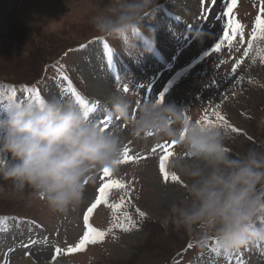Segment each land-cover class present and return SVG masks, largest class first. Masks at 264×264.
Here are the masks:
<instances>
[{
    "label": "rangeland",
    "instance_id": "obj_1",
    "mask_svg": "<svg viewBox=\"0 0 264 264\" xmlns=\"http://www.w3.org/2000/svg\"><path fill=\"white\" fill-rule=\"evenodd\" d=\"M259 4L260 0H237L234 15L245 26L246 41ZM100 7L102 0H0V78L32 81L43 72L45 85L39 89L44 98L74 99L64 91L68 83L60 76L62 69L86 100L104 106L93 115L98 121L108 111L103 103L106 94L122 89L125 83L134 105L163 93L164 102L185 108L196 120L219 104L229 123L241 130L231 132L228 141L234 153L264 145V63L258 56L252 62L255 52L244 57L246 43L232 48L225 45L211 53L222 36L224 22L215 19L221 14L219 3L206 13L209 19L202 20L200 0H158L155 15L142 22L145 29H155L154 45L138 41L141 52L136 60L113 51L111 65L104 42L111 48L117 42L96 34L90 23ZM197 32L199 38L194 35ZM257 43L264 47V42ZM242 58L238 75L244 80L237 83V76L230 73L235 61ZM16 98L28 99L24 87ZM118 123L124 146L128 145L132 154L147 156L138 163L119 165L114 173V178L131 182V202L123 211L132 214L138 227L129 232L113 229L102 242L83 251L62 253L53 261L56 246L67 248L82 235L83 214L101 183V170L88 180L84 203L68 215L51 212L31 189L18 190L11 181L0 179V213L9 216L0 220V264H264V247L217 256L211 250L213 242L199 248L183 229L178 231L171 224L164 227L171 204L185 195L183 180L178 175L182 183H165L158 168L159 152H151L156 143L151 138H133L128 125ZM123 195L112 190L109 199L118 203ZM137 208L146 213L145 218L138 216ZM112 222V210L106 205L99 206L91 218L102 230Z\"/></svg>",
    "mask_w": 264,
    "mask_h": 264
},
{
    "label": "clouds",
    "instance_id": "obj_2",
    "mask_svg": "<svg viewBox=\"0 0 264 264\" xmlns=\"http://www.w3.org/2000/svg\"><path fill=\"white\" fill-rule=\"evenodd\" d=\"M157 4L158 0H102L90 23L96 34L117 42L113 51L136 60L141 52L138 41L154 45L155 29H145L142 22L155 15ZM194 35L199 38L201 33ZM103 103L113 121L110 129L86 115L72 98L4 100L0 179L18 190L31 189L53 213L75 212L84 203L85 181L94 171H118L124 148L118 122H124L133 138L177 141L168 168L182 178L185 195L171 204L164 227L183 229L199 248L215 242L223 255L264 247V145L234 153L228 144L230 129L186 120L185 108L175 103L149 99L134 105L123 89L107 93Z\"/></svg>",
    "mask_w": 264,
    "mask_h": 264
},
{
    "label": "snow or ice",
    "instance_id": "obj_3",
    "mask_svg": "<svg viewBox=\"0 0 264 264\" xmlns=\"http://www.w3.org/2000/svg\"><path fill=\"white\" fill-rule=\"evenodd\" d=\"M218 3L221 5V14L217 15L215 19L217 22L223 21L224 23L222 26V36L211 50V53L221 51L225 45H227L228 48H232L234 46L246 43L247 47L244 49V57H249L250 53L255 52L252 62L255 63L256 56H258L261 63H264V47H260L257 43L264 42V0H260L258 13L255 16L254 24L247 41L245 40V26L234 15V10L237 6V0H200V5L204 9V12L201 13V19L208 20L209 16L206 13H211ZM98 39L102 40L103 38ZM80 47L84 48L85 45L82 44ZM104 49L109 61V65H111L113 49L108 45L107 42H104ZM237 51H239L238 47ZM205 55H210V53H205ZM243 62V58L236 60L231 69L230 75L237 76V83H242L244 80L243 76L238 75V70L241 68ZM60 76L68 83V87L64 89V91L70 94L78 103L81 104L82 107L85 108L86 115H94L98 111H102L104 109V106L101 105L99 101L90 102L86 100L80 94V92H78L77 89L72 86V81L62 69L60 70ZM253 82L254 81L249 80V83ZM24 89L28 93V99L42 101L43 96L41 95L39 87L24 86ZM122 89L125 93H129L130 91L129 86L126 83L122 85ZM16 95L17 91L15 87H12L11 89H4L0 87V103L6 99H14L16 98ZM155 100L158 103L163 101L164 94L160 93L159 97H155ZM220 108L221 105L217 104L212 107L210 111L206 109L204 115L197 119L196 122L198 124L202 123L206 126L226 127L230 129L231 132L240 133L241 130L229 123L225 115L220 111ZM185 119L188 120L190 117L186 114ZM98 122L103 126L104 129H110L113 126L112 118L108 114L103 115V118ZM147 135L151 136L152 133H148ZM176 146L177 141L175 140L171 142L164 141L156 143L151 149L152 153L159 152L158 168L165 183H168L170 180L172 182L182 183L181 178L175 172H170L168 170V161L169 158L174 154V149ZM142 159H147V156H142L139 153L132 154L131 148L128 145H125L118 164L121 165L132 162L138 163ZM101 173V183L96 189V195L83 214L84 231L82 235L78 238L74 245H69L67 248L62 249L59 246H56L54 255L52 256L53 261H55L56 258L62 253L83 251L89 245L102 242L109 233L113 232V229H120L124 232H129L138 227L137 221L133 219L132 214L127 211H123L125 204L131 202V182L120 178H114L112 169L108 167L102 168ZM85 183L87 184L88 180H86ZM112 190H118L124 193L118 203H113L109 199ZM125 197H127V199H125ZM105 205L112 210L113 222L109 228L102 230L95 227L91 223V218L93 217L94 211L99 206ZM136 212L140 218L146 217V213L141 211L139 208L136 209ZM31 243L35 244L36 242L31 241ZM192 246L193 245L190 242L188 247L191 248ZM24 247H28V245H24ZM211 250L217 256L221 254L219 249L216 247L215 242H213Z\"/></svg>",
    "mask_w": 264,
    "mask_h": 264
},
{
    "label": "trees",
    "instance_id": "obj_4",
    "mask_svg": "<svg viewBox=\"0 0 264 264\" xmlns=\"http://www.w3.org/2000/svg\"><path fill=\"white\" fill-rule=\"evenodd\" d=\"M42 73L43 72H41L40 75H38L36 77V80H32V81H25V80L24 81H21V80L14 81V79L8 80V79H10L9 77H1L0 78V87H2L4 89H8L7 87H9L10 85H12V87H13V86H17L18 84H24V83H27V84H41V81L43 80L41 77L44 76V75L41 76ZM37 74L35 73V76ZM249 137L251 138L253 136L249 135ZM4 215H6V214L0 213V217H3Z\"/></svg>",
    "mask_w": 264,
    "mask_h": 264
}]
</instances>
